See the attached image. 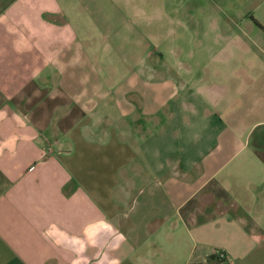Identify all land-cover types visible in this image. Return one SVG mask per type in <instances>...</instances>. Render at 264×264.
<instances>
[{"label": "crops", "instance_id": "obj_1", "mask_svg": "<svg viewBox=\"0 0 264 264\" xmlns=\"http://www.w3.org/2000/svg\"><path fill=\"white\" fill-rule=\"evenodd\" d=\"M0 264H264V0H0Z\"/></svg>", "mask_w": 264, "mask_h": 264}, {"label": "built area", "instance_id": "obj_2", "mask_svg": "<svg viewBox=\"0 0 264 264\" xmlns=\"http://www.w3.org/2000/svg\"><path fill=\"white\" fill-rule=\"evenodd\" d=\"M218 257H219V258H223V257H225V254L222 253V252H219V253H218Z\"/></svg>", "mask_w": 264, "mask_h": 264}]
</instances>
